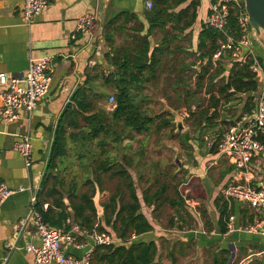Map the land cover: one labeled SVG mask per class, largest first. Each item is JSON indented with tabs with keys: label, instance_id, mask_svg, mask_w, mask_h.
Segmentation results:
<instances>
[{
	"label": "crops",
	"instance_id": "1",
	"mask_svg": "<svg viewBox=\"0 0 264 264\" xmlns=\"http://www.w3.org/2000/svg\"><path fill=\"white\" fill-rule=\"evenodd\" d=\"M20 1L0 0V79L5 81L23 75L31 58L49 57L52 60L51 86L31 115L20 111L18 119L11 123L0 120V183L9 189L32 184L40 191L55 128L67 106L73 105L72 98L78 91L86 99H91L93 104L85 115L102 111L103 118L111 124L109 137L101 134L93 143L85 142L84 145L95 146L97 141L103 140L108 156L123 164L133 183L151 177L154 164L151 165V162L161 155L152 154L154 139L150 131L138 135L130 130L123 131L120 123L111 121L112 112L108 111L106 105L108 98L115 97L117 90L106 85L105 79L116 73L115 63L129 61V66H132V61L140 56L147 43V56L155 51L153 59L156 63L154 69L144 70L138 75L140 84L132 86L130 95L150 101L154 97L170 96L184 99L186 95L194 93L199 68L205 66L208 60L201 57V53H207V49L202 50L199 45L200 32L209 14L208 0H186L182 3L170 0L165 11L169 21L163 29L152 28L148 16L150 11L145 7V2L152 0H50L48 8L35 16L29 26L24 24L18 12ZM191 4L189 10L183 11ZM85 14L96 16V31L92 35H80L73 41L71 36L76 23ZM149 41L152 42V52ZM249 41L264 78V50L253 43L251 35ZM225 56L218 63L224 70L218 84L227 76L232 62L237 61L228 54ZM133 74L137 72L133 70ZM261 88L262 91L254 94H235L221 100L215 110L218 115L216 126L206 130L202 136L221 135L236 125L242 116L250 114L256 107L259 94L264 91V83ZM5 89L6 86L0 85V92ZM195 93L206 96L203 104L206 107L209 95L204 88ZM213 94L218 97L216 89ZM249 98H253L252 104L248 102ZM193 105L190 110L195 107ZM149 106L152 109L156 107L153 103ZM162 108L154 109L155 114ZM212 112L214 109L210 110ZM25 136L29 137L32 145V166L29 171L12 149L13 144ZM81 144L80 139L69 140L71 147ZM119 150L122 152L120 159L116 153ZM205 150L206 156L200 155L185 163L179 174L183 179L181 183L189 181L191 192H198L192 188L194 185L198 187V199L192 198L196 211L192 212L184 206L181 220L175 218L172 223L170 220L161 227L152 217V208L142 202V191L136 189L141 208L148 210L141 212L154 230L131 238L126 248L132 243L153 242L156 246L154 262L157 264H201L199 258L203 257H209L212 264H264V236L237 230L240 226L253 223V211L244 204L228 202L222 196V190L229 184L257 188L264 186V153L251 161L248 171H237L215 150L211 154L208 153L209 149ZM99 151L97 149V154ZM224 205L230 212L229 218H234V231L227 228L229 219L219 223L220 209ZM29 214V195L26 192L10 195L2 204L0 264L33 263V256L25 248L27 244H37L38 239L34 227L27 222ZM190 217L198 222L195 231L181 228L186 218ZM64 225L69 227L66 222ZM221 228L225 229V233H221ZM73 235L77 242H85L79 233ZM87 249L86 246L76 249L64 245V252L78 259ZM104 255L105 251H94L91 264H107L101 260Z\"/></svg>",
	"mask_w": 264,
	"mask_h": 264
},
{
	"label": "trees",
	"instance_id": "2",
	"mask_svg": "<svg viewBox=\"0 0 264 264\" xmlns=\"http://www.w3.org/2000/svg\"><path fill=\"white\" fill-rule=\"evenodd\" d=\"M169 1H151L152 8L149 10L148 16L153 24L152 28L163 29L169 21L165 15ZM171 1L182 3L186 0ZM240 1L243 5V1ZM191 7L192 4L183 11H187ZM236 16L235 12H230L224 33L208 29L205 25L202 26L200 32V48L207 49V53L202 52L201 57L202 59L208 58V60L206 65L201 67L200 74L196 76L194 92H199L204 88L205 93L209 95V103L206 107L189 113L187 117L193 118L194 131L200 130L198 146H203V132L216 126L218 115L215 110L221 100H226L235 94H254L258 90L259 84L256 75L249 71L251 60H247L242 65L239 61H233L221 84L218 82L224 70L219 65L215 68L212 66V56L219 43L225 41L226 36L233 37L235 41L241 38ZM148 49L146 43L140 56L132 61V66H129V61L122 64L115 63L116 73L108 75L105 79L106 85L117 90L114 97L115 109L110 115L111 121L115 124L120 123L123 131L130 130L138 135L148 133L155 120L141 112L140 107L134 103L130 95L132 86L140 84L138 75L144 70L154 69L156 62L153 59V54L155 51L148 57ZM148 61L150 63L147 66ZM133 70L137 74H133ZM214 89H216L218 97L214 96ZM229 91L231 92L229 93ZM252 100L253 98H249L248 102L252 104ZM72 102L73 105L67 106L55 128L45 173L37 195V210L42 214L44 221L59 232L69 230L70 227L65 226L64 223L66 219L71 218L73 223L81 228L91 229L93 226H97L99 232L109 233L116 243L95 249V252L105 251L101 260H105L107 264H157L154 262L156 246L153 242L132 243L126 248V244L131 238L154 230V226L141 212V205L130 174L123 164H119L108 156L107 145L103 140L97 141L95 146L84 145L85 142L93 143L99 139L101 134L103 137H109L111 124H108L103 118L104 112L102 111L93 115H85L93 104L91 99H86L81 91L74 94ZM211 109H214V112L210 113ZM161 123L162 128V126L169 125L170 120ZM182 138L186 142L185 138ZM70 139H80L82 144L71 147ZM94 149H99V153L93 152ZM87 154L91 159L89 163L91 176L83 174L82 181L78 182V177L74 175L68 183H65L64 175L68 172L67 168H70L71 164H77L83 169L88 168V164L83 162L87 159ZM104 180L114 183V191L108 201L100 205L103 214L98 217L93 198L96 188L102 191ZM64 200L68 204H65ZM142 202L152 208V216H156H153L154 218H158L161 212L168 207L173 213V217H170L171 223L175 218L177 221L182 219L181 212L184 209V203L179 192L171 187L169 179H156L142 191ZM43 204L48 205L45 211L42 210ZM229 213L226 205L220 209V224L223 219H229ZM221 233H225L224 228H221ZM119 243L121 244L117 245ZM221 264H226V262Z\"/></svg>",
	"mask_w": 264,
	"mask_h": 264
},
{
	"label": "built area",
	"instance_id": "3",
	"mask_svg": "<svg viewBox=\"0 0 264 264\" xmlns=\"http://www.w3.org/2000/svg\"><path fill=\"white\" fill-rule=\"evenodd\" d=\"M50 0H21L18 12L26 26H29L34 17L46 10ZM209 14L205 26L208 29L224 33L227 20L231 11L236 13V21L241 32V38L237 41L233 37L226 36L225 41L220 42L216 52L212 56V66L226 54L244 64L251 60L249 71L252 74L261 75V66L250 49L247 16L240 0H208ZM145 7L151 10L152 2L146 1ZM97 18L93 14L82 15L75 26L71 39L75 41L80 35H92L96 31ZM52 60L49 57L29 59L27 71L18 77L2 80L0 85L6 86L0 92V120L11 123L18 119L20 111L31 115L38 103L48 94L51 86ZM264 83V78L261 84ZM107 109L113 112L115 98L110 96L107 100ZM193 108L192 110H194ZM189 111L179 113L184 119ZM203 146L209 149L213 144V150L220 158H224L237 171H248L251 161L259 154L264 153V91L259 94L255 109L248 115L242 116L236 125L230 127L221 135L215 137L203 136ZM23 160L27 171L32 166V145L29 137L25 136L15 142L12 147ZM26 192L29 195L30 214L27 222L34 227L37 235V244H27L26 251L33 256L32 264H91L92 255L97 247L115 244L114 238L107 232H99L97 226L91 229L81 228L66 219V225L70 230L59 232L50 227L37 210V192L34 185L20 186L9 189L4 183H0V208L10 195ZM179 195L186 209L195 212L196 203L190 197L189 181L181 183ZM224 200L238 202L249 207L254 213V221L251 224L240 226L237 230L247 234L264 236V186L259 188L242 184H229L222 190ZM48 205L43 204L45 211ZM234 218L230 217L227 228L234 231ZM74 233H79L85 238V242H77ZM64 245L76 249L88 247L81 258H75L64 252Z\"/></svg>",
	"mask_w": 264,
	"mask_h": 264
},
{
	"label": "rangeland",
	"instance_id": "4",
	"mask_svg": "<svg viewBox=\"0 0 264 264\" xmlns=\"http://www.w3.org/2000/svg\"><path fill=\"white\" fill-rule=\"evenodd\" d=\"M258 41L260 44L258 43ZM258 41L256 42L253 41V43L261 47V49L264 50V36L263 35L258 36ZM219 62L221 63V61L219 60L216 64V67L218 66ZM201 67L199 68V72L197 73L198 75L200 74ZM195 82H196V78H195ZM195 82H194V86L196 85ZM260 91H262V88H260ZM132 98H133L134 103L138 107H141L140 108L141 112H143L149 117L155 118L150 128L151 129L150 135L154 139L153 140V146H154L153 152L154 153L152 154L154 155L161 154L159 157H157L156 160H153L151 162V165L152 163H154L152 176L138 179L136 182H134V186L136 189H139L140 191H144L152 183H154L156 179L166 178L167 180L169 179L171 183V187L179 192V187L183 180L179 174L184 169L185 163L188 164L190 160L200 155L206 156L205 154L206 150L204 146L197 147L194 143V137L198 130L194 131L195 122L193 118H191L189 115L190 118L184 119L183 120L184 130L181 133H177L175 125L173 124V115L170 112H175L179 114L180 110L185 109L189 111V113L191 114V112L198 111V108L201 109L203 107V104L207 100V98L203 93H201V95H198L195 92L188 96L186 95L184 99H181L180 97L176 98L174 96H170L169 98L154 97V99L152 98L150 99V101L142 100L134 96H132ZM150 103L151 104L153 103V105H156L154 109H158L160 108V106H162L163 108L160 112L155 114L154 109H152L149 106ZM192 104H194L193 106H195L194 110H190L192 107ZM168 120H170L169 125H166L165 127L162 126L161 128V124H162L161 122L168 121ZM159 124L160 126H158ZM185 133H187L189 136V140H187L186 142L183 141V138H182L184 137ZM94 151L97 153V149H94ZM74 153L75 152L73 151V154ZM116 153L119 156V157L117 156V158L120 159L122 157L121 150H119L118 152L116 151ZM127 155H130V154H127ZM90 160H91L90 156L89 154H87V159L83 160L84 163L86 162L85 164H88L87 169H83L81 166L77 164H74V165L71 164L70 165L71 167L67 168L68 172L65 175L62 174L65 176V183H68L74 177V175L75 177H78L77 179L78 182L82 181L81 177L83 174H86L87 176H91V171L89 167ZM192 188H194V190L197 189V191L199 192L197 186L194 185ZM113 191H114V183L104 180L102 191H99L98 189V192H99L98 201H97L98 204L101 205L107 202L109 199V196L113 193ZM198 192L196 191L191 192L190 190V197L193 198L194 200H197ZM145 210H147L145 209V207L141 208L142 212H144ZM170 217H173V213L170 209H168V207H166L161 212V214L158 216V218H154V219L158 221L159 224H161V227H163V226H166V223L170 221ZM197 223L198 222H196L191 217L186 218V220L184 221V226L181 228H184V230L186 231L188 230L195 231L198 228ZM199 260L201 261V264H212L211 259L209 257L199 258Z\"/></svg>",
	"mask_w": 264,
	"mask_h": 264
},
{
	"label": "water",
	"instance_id": "5",
	"mask_svg": "<svg viewBox=\"0 0 264 264\" xmlns=\"http://www.w3.org/2000/svg\"><path fill=\"white\" fill-rule=\"evenodd\" d=\"M243 1V6H244V11L247 16V22H248V27L250 30V35L253 41H258V36H264V0H242ZM150 43V52H152V45L151 41ZM259 43V41H258ZM260 44V43H259ZM261 80H262V75L257 76V81L258 84H260L259 87V92L261 88ZM257 90V91H258ZM173 115V124L175 125L176 132L181 133L184 130V125H183V120L184 118L179 115L178 113L175 112H170ZM185 140H189V136L187 133L184 134ZM199 139H200V130L197 131L195 137H194V143L198 147L199 145ZM213 150V144L208 150V153L211 154ZM98 196L99 192L98 189L96 188V193L93 198V203L94 207L97 212V216H102L103 210L102 207L98 204ZM68 204L67 202H65Z\"/></svg>",
	"mask_w": 264,
	"mask_h": 264
}]
</instances>
